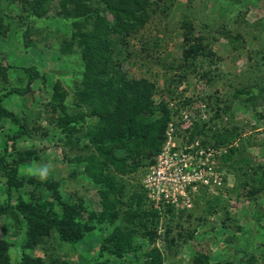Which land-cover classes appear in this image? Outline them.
Returning a JSON list of instances; mask_svg holds the SVG:
<instances>
[{"label":"rangeland","instance_id":"obj_1","mask_svg":"<svg viewBox=\"0 0 264 264\" xmlns=\"http://www.w3.org/2000/svg\"><path fill=\"white\" fill-rule=\"evenodd\" d=\"M147 1L144 7L148 17L136 15L135 21L125 24L122 30L105 36L103 53L110 59L104 74L97 76L109 79L115 73H122L129 80L146 79L152 83L149 95L155 107L164 104L169 109L174 103L182 108L188 105L191 111L202 107L204 117L195 116L193 122L200 128L197 137L216 144L215 137H219L222 129L233 125L240 139L232 142L244 148L240 147L234 155L237 157L232 167L221 165L220 157V184L213 183L212 177L210 185L214 186L201 187L197 182L194 188L188 189L189 206L183 207L179 202L173 206L152 200L141 184L164 142L155 154L146 147L141 148V156H145L135 157V167L127 150L112 148L111 157L116 160L100 159L104 160L101 176L112 178L123 204H127L132 192L142 193L144 201L138 209L148 211L145 221L157 230L153 241L139 233L132 236V244L139 245V249L135 247V251L126 252L123 260L113 264H155L156 258L150 259L145 254L151 253L152 248L159 253L157 264H191L197 252L207 255L208 264L222 260L230 264H264V197L251 192V186H259V182L248 176L252 166L264 170V0ZM83 4L98 8L107 21H114L100 0H83ZM73 7L69 0H0V69L4 68L0 74V93L10 87L20 88L29 80L24 67L32 66L33 74L36 73L23 95L19 91L10 92L0 101L4 109L21 121L43 109L50 98L49 87L56 80L65 93L64 112L68 116L89 110L87 101L77 106L72 102L74 91L87 79L82 77L85 65L81 54L88 51L79 43L78 36L71 39V33L75 35L77 31L74 23L79 24L86 18L72 16ZM34 11L40 16L34 15ZM125 26L131 29L125 31ZM79 29L90 31V26L85 23ZM184 35L189 43L198 41L207 50L195 56L197 59L191 63L179 60L181 48L185 46ZM210 51L215 52L211 53L212 57L216 55L213 62L207 56ZM185 97L189 98L188 103H182ZM42 113L34 127L43 129H28L14 141L8 136L13 135L16 125L7 116L0 117V155L5 141L8 147L14 148L12 158L28 147L41 153L37 160L17 166V178L23 181L17 188L6 187L7 175L2 164L9 157L0 161V206L6 202L13 205L17 197L27 200L29 193L47 198V184L55 182L62 200L81 202L84 215L88 211L98 212L99 192L105 186L103 180L96 181V172L92 175L85 171L83 159L95 151L84 148L75 133L64 139L59 128L47 122ZM258 113L262 116L256 118ZM245 115L247 123L242 120ZM45 129L48 132L42 134ZM188 132L184 137H188ZM239 156L242 159L237 162ZM121 209L125 206L121 205ZM152 210L156 216L151 214ZM168 210L173 217L168 216ZM117 220L114 224L122 223L120 217ZM102 224L73 244L61 241L50 228L35 246L23 249L24 227L17 233L12 221L0 214V239L8 244L7 254L12 264L22 254L39 258L45 264L48 257L68 264H89L97 258L102 236L114 225ZM188 232L191 237L181 239ZM165 237L173 239L169 247Z\"/></svg>","mask_w":264,"mask_h":264},{"label":"trees","instance_id":"obj_2","mask_svg":"<svg viewBox=\"0 0 264 264\" xmlns=\"http://www.w3.org/2000/svg\"><path fill=\"white\" fill-rule=\"evenodd\" d=\"M70 1L74 4L72 16H86L84 19L85 23L90 26V31L81 32L79 27L85 26L84 20L79 22V24L75 22L74 27L77 31L75 35H73V32L71 33V39L74 40V36H78L79 43L88 50L86 53L81 54L82 62L85 65V69L82 70V77H87V79H83L82 86L74 91L75 98L72 102L77 106L87 101L90 104L89 110L68 116L64 112L65 104L63 100L65 93L59 89V84L56 80L49 87L51 89L50 98L44 104L42 110L36 111L32 116L22 118L21 121L13 112L7 111L0 104V117L7 116L16 125L13 135L8 136L11 141L27 133L28 129L42 130L43 128L34 127V125L43 112L42 114L45 115L44 119L55 125L56 128L58 127L60 133L64 135V139L69 134L75 133L77 139L84 143L82 144L84 148L89 147L94 150L95 153L91 152L83 159L86 161L85 171L92 175L96 172V181L103 180V186L105 187L99 192L100 210L98 212L88 211L84 215L85 207H83L81 202L74 203L71 200H62L57 190L58 183L49 182L47 184L49 191L47 198L41 199L34 196L33 193H29L27 200L17 197L13 205L10 202H6L0 206V214H4L12 221L17 233H20L24 227L23 249L35 246L50 228L58 234L61 241L73 244L80 241L86 233H90L97 225L103 222L108 225L114 224V222L118 221L117 218L120 217L122 223L120 224L119 222V224L112 225V229L102 236L97 258L94 257L95 260L93 259L89 263L113 264L119 262L118 259L123 260L126 252L135 251V247L139 249V245L134 246L132 244V236L139 233L144 238H147L148 241H153L157 235V230L154 226H149L145 221L148 211L145 208L138 209L139 205L144 201L142 193L132 192L127 204H123L120 201V194H118L119 192L116 190V185L112 178L101 176L100 168L104 166V160L100 161V159L116 160L111 157L112 148H123L130 153L132 165L135 167L137 165L135 157L141 156V148L146 147L152 154H155L159 149V145L166 141L167 123L173 115L178 116L180 106L178 103H174L175 107L169 109L164 104H159V106L155 107L149 95L152 83L146 79L129 80L122 73H115L109 79H102L97 76L104 74L105 69H107L106 64L110 59L107 53H103L106 49L104 45L106 43L105 36L117 30H122L125 24L135 21L136 15L141 16L143 19L148 17L147 10L144 7L148 3L147 0H100V3L108 10L115 22L107 21L98 8L92 9L87 4H83V0ZM39 14L38 11H34V15L40 16ZM123 19L124 22L122 21ZM124 29L127 31L131 28L130 26H125ZM184 38L183 44L185 46L181 48L180 61L185 60L187 63H191L195 58L197 59L195 56L207 52L203 47H200L198 41L189 43V38L185 35ZM142 47L145 49L144 46ZM211 53L215 54V52L210 51L207 56L213 62L216 59V55L212 57ZM1 68L0 74H2V70L4 71V68ZM32 70V66L24 67L25 76L29 80L20 88L10 87L8 91L0 93V101L2 97L10 92L19 91L23 95L28 91L27 83L31 80V76H36V73L33 74ZM183 99L182 103L189 102V98L185 97ZM214 110L215 114L219 113L217 108ZM29 112L32 111L30 110ZM257 116L262 115L259 113L255 114L256 118ZM247 117V115L244 118L242 117L245 123H247L245 119ZM228 118V121H231L230 116ZM29 124L31 125L29 126ZM176 125L180 126L179 123L174 126ZM196 125L197 122L193 123L190 128L187 127L180 130L178 135L184 137V133L189 131L186 133L188 137L186 136L187 140L185 142L192 140L200 133V128L199 126L196 128ZM252 126L256 128V124ZM46 132L48 130L45 129L41 133L44 134ZM215 139L217 141L216 144H209L203 138L200 139V142L202 145H210L216 148L229 144L223 147L225 151L220 156V163L221 165L224 163L232 167L237 157L234 155H237L240 147L244 148L242 145L238 147L233 144V140L240 139V133L232 125L231 128H223L219 137H215ZM13 151L14 148L8 147L5 141L0 161H3L7 156L9 157L8 161L4 162V164L1 163L7 175V188L22 186L23 181L17 178V166L23 165L25 161L37 160L41 154L39 149L28 147L21 151H16V156L12 158L10 155ZM146 155L149 156V154ZM143 156L145 154L141 157ZM241 159L242 157L239 156L237 162L241 161ZM133 166L132 168H134ZM245 175L247 174L244 173ZM248 176L252 177H250L251 180L259 182V186H251V192L258 193L264 197V170L260 166H252ZM121 205H124L125 209H121ZM150 212L156 216V211L152 210ZM167 212H169L168 216L170 218L173 217L170 210ZM195 220L198 221L196 218ZM188 237H191L190 232L183 235L181 239ZM164 242L168 246L172 244L173 239L165 237ZM7 245L5 241L0 239V264H12L7 254ZM145 254H149L150 259L156 258L155 264L160 260L159 253H157L155 248H152L151 253ZM146 257L148 258V255ZM111 260L114 262H110ZM124 260H127V258ZM207 260L206 254L203 255L202 252H197V256L191 264H208ZM47 261V264H68L66 261L55 260L52 257H48ZM16 264H45V262L39 258H32L22 254ZM213 264L230 263L222 260Z\"/></svg>","mask_w":264,"mask_h":264},{"label":"built area","instance_id":"obj_3","mask_svg":"<svg viewBox=\"0 0 264 264\" xmlns=\"http://www.w3.org/2000/svg\"><path fill=\"white\" fill-rule=\"evenodd\" d=\"M184 107L180 106L178 116L173 115L167 123L166 141L155 164L147 169L141 180L152 200L171 205L179 202L180 207L189 206L188 189L194 188L197 182L201 187L214 186L210 185L212 177L213 183L220 184L218 159L225 151L223 147L202 145L197 136L188 142H185L187 137L177 138L180 130L193 125L195 116L204 117L202 107L194 111L189 110L188 105ZM177 123L180 126H174Z\"/></svg>","mask_w":264,"mask_h":264}]
</instances>
